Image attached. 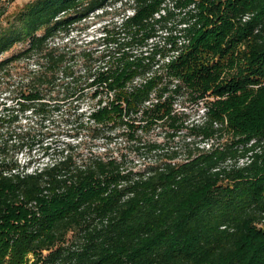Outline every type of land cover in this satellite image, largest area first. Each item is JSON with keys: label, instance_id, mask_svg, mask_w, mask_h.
Here are the masks:
<instances>
[{"label": "trees", "instance_id": "1", "mask_svg": "<svg viewBox=\"0 0 264 264\" xmlns=\"http://www.w3.org/2000/svg\"><path fill=\"white\" fill-rule=\"evenodd\" d=\"M122 1L30 0L0 27V264H264V0H126L123 36L103 28L100 64L82 51L77 70L64 38ZM84 122L124 125L154 163L76 164L67 143L49 160L46 142ZM158 123L160 139L137 135Z\"/></svg>", "mask_w": 264, "mask_h": 264}, {"label": "rangeland", "instance_id": "2", "mask_svg": "<svg viewBox=\"0 0 264 264\" xmlns=\"http://www.w3.org/2000/svg\"><path fill=\"white\" fill-rule=\"evenodd\" d=\"M30 0H5V7L6 12L5 16L0 19V27L6 26V20L11 18L12 13L15 12L19 7H21L24 3ZM223 1V0H220ZM108 12L106 14H101L100 11H97L98 15H95L89 18L87 21H82L74 25V29L70 32V35L64 38V43L67 45L69 50H73L72 53H75V62L77 63L76 68L77 70L83 67L84 63L87 65L88 62H84L82 59V51H86L92 55V59L89 63L92 66L100 64L99 53L101 50L106 49L108 44L105 42L104 35L106 34L105 31L109 30L111 33L119 32L120 36H123L122 31L117 28L118 22L120 21L121 17L124 13H128L130 10L129 3L126 0L122 1V4H115V6L108 8ZM211 18L213 15L211 14L212 11L208 12ZM222 13V12H220ZM103 28H105L103 30ZM22 48V45H16L13 47L9 52L5 53L2 57H7L12 53L18 52ZM234 52L232 53L236 59H243L241 58L242 55L239 54L240 50H243V46L238 44V46L234 47ZM24 62H20L18 65L22 67ZM24 66V65H23ZM232 71L233 69H229ZM18 76H14L12 80H15ZM1 92V91H0ZM1 95V94H0ZM209 100L213 99L210 96L207 97ZM82 109L84 113H87L89 110V106L92 105L93 101L85 96L82 100ZM181 106L178 110H183L182 112H178L179 120H187L195 118L196 114L200 112L198 108H192L191 102L189 99L185 98L184 96L178 99L176 105ZM204 107V105H203ZM178 108V106H177ZM85 116V115H84ZM140 113L134 116L135 119L139 121ZM24 122V121H22ZM184 122V121H183ZM142 124H145L142 122ZM93 123H83L81 128L78 130H72L68 128L67 132H61L60 134H54L52 139L48 142L43 139V142L50 143V148L48 149V158L49 160L59 159L62 154V148L67 143L72 147L73 159H75L76 164L84 161L86 157H91L92 155H100L102 157H122L123 158V167L124 169H132L133 167L138 168L142 167L146 163H154L152 157L148 156L146 158H142L144 154L141 156H137L138 154L132 147V142L130 141L127 135V128L122 126H116L111 129H100L94 130ZM47 128V127H46ZM167 126L166 123L157 124L156 126H152L148 129H139L137 135L140 137L142 141L145 143L156 141L161 138L162 132L166 131ZM33 135L39 133L36 129L33 131ZM50 134L52 132L49 131ZM76 136H71L75 135ZM37 138V137H36ZM41 138V137H40ZM39 138V139H40ZM179 143H182V138L178 139ZM45 143V144H46ZM41 141L36 142L31 150V155L33 160H38L43 153V146ZM28 146L23 150L21 154L18 155V162L23 163L26 161L28 156ZM46 159H44L45 161ZM258 228H261L262 225H257ZM31 256V255H30Z\"/></svg>", "mask_w": 264, "mask_h": 264}, {"label": "built area", "instance_id": "3", "mask_svg": "<svg viewBox=\"0 0 264 264\" xmlns=\"http://www.w3.org/2000/svg\"><path fill=\"white\" fill-rule=\"evenodd\" d=\"M248 18H249V15L248 14L242 16V20L243 21H245ZM245 160H247V159H241V160H239L238 166H241V165H244V164L248 163L250 159H248L247 162L244 163Z\"/></svg>", "mask_w": 264, "mask_h": 264}]
</instances>
